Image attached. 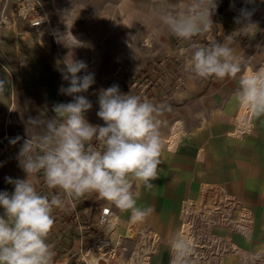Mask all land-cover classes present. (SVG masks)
I'll use <instances>...</instances> for the list:
<instances>
[{"label":"crops","instance_id":"obj_1","mask_svg":"<svg viewBox=\"0 0 264 264\" xmlns=\"http://www.w3.org/2000/svg\"><path fill=\"white\" fill-rule=\"evenodd\" d=\"M41 1L50 19L49 34L54 30L55 32H93L91 35L98 37L102 34L105 35L110 29L108 28V19L101 8L102 0H99L100 2L97 0ZM165 1L163 0L164 5L167 4L170 9L171 0ZM152 2L153 11L144 16L149 20L153 18L151 21L154 22L156 19L155 5L158 1L152 0ZM216 2L218 7L211 17L214 26L189 41L178 40L176 48L180 52L190 55L193 46L205 47L211 40L223 43L227 36L232 35L233 46L242 61V69L248 67L250 63L254 64L255 61L260 60L264 47V0H255L254 3H248L247 0H216ZM131 4L135 5L133 2ZM126 5L129 7V13L114 30H119L123 25H128L130 21L134 22L136 19L139 7ZM230 5H234V7H230ZM242 8L255 9L251 16V23L255 26L250 29L249 35H244L241 30L247 21L241 18V22L237 23L234 20L240 16ZM4 10L8 11L10 17H15L12 2H8ZM152 12L154 13L152 14ZM158 21L157 25L160 29L159 18ZM9 22V27H16L15 25L30 27L28 21L20 18H13V22L11 20ZM153 22L150 24L149 21L148 24L153 26L154 30L156 24ZM67 24L69 26L66 30L65 25ZM77 24H82L83 28H79ZM42 32H47V30H39L37 33L41 34ZM49 34H41L46 39L40 40L37 37L35 39L29 37L28 43H25L24 47L5 46V43H8V34L6 32V34L0 35V52L5 58L8 57L6 53L12 54V59L9 57L8 59L13 67V72H16L12 88L7 83L4 96L0 97V191H8L10 194L14 191V185L7 183L5 178H26V173L20 166L19 157L24 140L33 133L43 131L42 129H33L29 123L30 118H43L42 113L46 111V117L51 119L56 115L51 110L54 104L68 103L73 100L72 96L60 92L61 86H68V82L64 81L61 75L65 68V60L70 57L72 60L85 61L88 71L93 67L90 44L75 46L74 49L80 56L76 55L77 53H74L73 57L61 55L72 49L65 51L64 44L52 43V40L48 38ZM43 41L46 44H42ZM167 57L169 56H154L146 64L145 71L154 77L156 71L161 70V66L167 61L169 62L170 58ZM104 58V66L101 63L97 64L99 73L102 71L101 68L107 67L106 56ZM124 69L129 70V68H120V71ZM95 73L97 74V72ZM83 74V72L78 73V75ZM192 79L198 89L195 92L194 108L167 110L158 115L157 124L163 141L164 162L158 166V178L152 181L155 188L152 190L141 189V197L138 200L139 205L151 206L154 209L153 213L144 221L154 226L162 234L166 233L174 222V205L184 192L182 179L186 175L182 172H186L187 168L191 166L193 158L202 163L205 157H210L213 181L224 182L226 189L221 188V191L226 192L227 196L240 198L245 206H247V196H264V115L253 116V125L250 131L239 137L233 136V130L237 127V122L235 124L233 122L237 120L239 112V117L242 113H244V117L252 116L247 107L238 105L235 100V92L239 87V74L235 79L223 81L208 79L207 84L204 80L195 78L193 75ZM134 83L136 85V81ZM200 85L203 87L199 88ZM204 85L208 87L204 88ZM90 89L91 87L87 92L78 95H84L91 102ZM155 91H157L155 94H148L142 99L147 98L158 104L161 87L155 88ZM121 93L138 96V92L131 91L130 85L125 86ZM98 110L99 108H95L92 103V108L85 113V118L90 124L104 126V121L97 116ZM188 123H192L196 134L188 136L184 142L179 144L181 136L171 135V128L175 126L186 128ZM17 136L21 139L17 143L11 144L10 139ZM171 143L175 144L173 150L170 149ZM91 146L95 149L103 147L100 142L95 141ZM197 170L203 171V166H198ZM247 181L254 183L247 185ZM35 183L41 195L56 194V190L48 189L43 183L42 174ZM206 187L211 186L207 185ZM103 205L110 206L119 220L110 236L114 241L120 243L128 240L127 235L131 231H135V227L140 222L132 223L128 212H121L110 202L97 199L95 194H86L80 199L67 203L65 209L54 212V226L47 241L56 253L54 264L66 261L69 264L75 263V258H78V255L73 258L71 255L78 254L81 249H85L95 237L93 227L86 231H83L82 227L98 225ZM3 213L4 209L0 208V215ZM109 230L108 228L102 233H107ZM162 261L153 258L150 264H160ZM121 262L119 264H131V262Z\"/></svg>","mask_w":264,"mask_h":264},{"label":"clouds","instance_id":"obj_2","mask_svg":"<svg viewBox=\"0 0 264 264\" xmlns=\"http://www.w3.org/2000/svg\"><path fill=\"white\" fill-rule=\"evenodd\" d=\"M254 3L255 0H247ZM218 7L216 0H191L186 10L178 8L157 9L160 30L189 41L209 31L211 19ZM234 7V5H230ZM255 9L242 8L240 23L244 35L250 34L255 25L251 16ZM233 36L223 43L209 41L205 47L193 46L185 62V71L202 80L235 79L239 74V87L235 92L238 105L247 107L259 117L264 115V65L248 68L242 74L241 59L233 46ZM83 72V75L78 73ZM61 86L62 94L72 96L68 103L52 106L55 117L30 118L33 133L24 140L19 157L25 179L6 177L14 191H0V264H54L56 256L48 237L54 226V212L86 194L113 204L121 212L130 214L132 223L143 222L154 211L151 206H141L138 200L141 189L152 190V181L158 178V166L164 162L163 141L158 129V115L164 105L142 99L140 96L121 93L113 84L100 91L97 116L104 126L90 124L85 113L92 103L79 93L87 92L95 83L94 73L82 60H65ZM7 81L0 79V97L4 96ZM21 137L11 138L15 144ZM93 141L102 149H95ZM42 174L47 188L56 194L41 195L36 179ZM171 248L178 258L187 256L192 244L177 234Z\"/></svg>","mask_w":264,"mask_h":264},{"label":"rangeland","instance_id":"obj_3","mask_svg":"<svg viewBox=\"0 0 264 264\" xmlns=\"http://www.w3.org/2000/svg\"><path fill=\"white\" fill-rule=\"evenodd\" d=\"M156 1L158 2L155 5V13L152 12L156 17L154 22L151 21L153 18L149 20L144 16L153 11L152 0H138V2L136 0H102L101 8L105 12L108 28H110L105 35L93 37V32H55V30L49 34L48 38L52 40V43L64 44L65 51L72 49L61 55L73 57L74 53H77L74 49L76 45H91L90 55L93 67L90 72L94 73L95 83L91 86L90 93L91 103L95 105V108H99L100 91L113 84L119 85L120 91L130 85L131 91L138 92L141 98L148 94H155L157 92L155 88L161 87V97L157 104L164 105L161 112L194 108L195 92L198 89L192 74L185 71V62L189 54L180 52L176 48L178 39L175 36L159 29L157 9H169V6L164 5L163 0ZM97 2L100 1L97 0ZM132 2L135 5H132ZM126 4L139 7L136 19L120 29L117 27L119 30H114L129 13V7ZM190 4L191 0H171L170 9L186 10ZM13 18L17 17H10L8 11L0 6V35L6 32L8 34V43H5V46L24 47L29 37L34 39L37 37L38 40L46 39L37 33L39 30L31 27L18 25L9 27V20L13 22ZM1 19H5L6 23H1ZM149 21L150 24L152 22L156 24L154 30L153 26H149ZM65 26L67 30L69 24ZM77 26L81 28L82 24ZM42 44L46 42L43 41ZM6 55L9 59L13 57L9 53ZM76 55L80 56L79 53ZM165 55L169 56L167 57L170 58L169 62L164 63L154 77L145 71L146 64L154 56ZM105 56L107 67L101 68L102 71L99 73L97 64L101 63L104 66ZM8 57L5 58L0 52V79L6 80L8 86L12 88L16 72H13ZM262 65H264V47L262 58L254 64L250 63L248 67L241 68V74L248 68L255 70ZM120 68H129V70L120 71ZM204 82L207 84L209 81L204 80ZM206 86L204 85V88L208 87ZM248 112L250 114L249 109ZM239 114L238 120L233 122L234 124L237 122V127L235 126L233 130L235 137L241 136L238 133L240 130L237 129L239 126L253 125V114L247 116L248 120L246 116L240 119ZM191 124L188 123L186 128L179 126L171 128V135L181 136L179 144L188 136L196 134ZM191 160V166L186 172H182L186 175L184 180L182 179L184 192L174 205V222L171 227L162 234L151 224L145 221L140 222L135 227L136 230L127 235L126 243L123 241L119 243L124 256L118 254L114 264L122 263L121 261L131 262V264L142 262L150 264L153 258H157L158 261L163 260L160 264H264V196H247V206H245L240 198L227 196L226 192L221 191V188L226 189L224 182L213 181L210 157H205L202 163L195 158ZM201 165L203 171L197 170V167ZM252 183L254 182L247 181V185ZM207 185L213 188L206 187ZM243 224L245 229L242 228ZM103 234L105 233L101 236ZM177 234L182 235L192 244L191 252L183 258H178L171 248V241Z\"/></svg>","mask_w":264,"mask_h":264},{"label":"built area","instance_id":"obj_4","mask_svg":"<svg viewBox=\"0 0 264 264\" xmlns=\"http://www.w3.org/2000/svg\"><path fill=\"white\" fill-rule=\"evenodd\" d=\"M8 2H12L13 4L14 16L28 21L31 28L40 31L46 30L47 25L50 23V19L41 0H0L2 9L7 6ZM1 23H6V21L1 19ZM117 225V214L110 206L103 205L100 210L98 225L82 227L83 231L93 227L95 230V237L89 242L85 249H81L78 254L71 255V258L78 255V258H75L74 264H114V260L118 259V254L124 256V253H121L120 242L114 241L112 236L108 239H103L101 236V229L103 227H108L111 232H113ZM61 264L69 263L66 261Z\"/></svg>","mask_w":264,"mask_h":264},{"label":"bare ground","instance_id":"obj_5","mask_svg":"<svg viewBox=\"0 0 264 264\" xmlns=\"http://www.w3.org/2000/svg\"><path fill=\"white\" fill-rule=\"evenodd\" d=\"M46 30H47V32H42L41 34H49L50 33V24H48L47 25V27H46ZM244 117V113H242V115L239 117L240 119H242ZM249 117V116H248ZM248 117H247V120H248ZM238 120V119H237ZM251 127L252 126H250V125H247L246 126V124H242L241 126H239L237 129H239L240 131H238V133H239V135H242L243 133H245V132H247V131H250V129H251ZM245 130V131H244ZM175 142V141H174ZM171 146V150H173L174 149V146H175V144L174 143H171L170 144ZM212 198V197H211ZM229 204V203H228ZM209 205V204H208ZM211 207H213V206H211ZM214 208V207H213ZM119 221V220H118ZM242 223H244V222H242ZM248 226V225H247ZM245 226H244V224H243V229H245L244 228ZM110 229V228H109ZM106 230H108V227H103L102 229H101V234H102V231H106ZM105 233V232H104ZM110 233H111V230H109V231H107V233H105V234H103V236H102V238L103 239H107V238H109V236H110ZM144 252V251H143ZM231 259V258H230ZM230 261H232V260H230ZM143 263V262H142Z\"/></svg>","mask_w":264,"mask_h":264}]
</instances>
